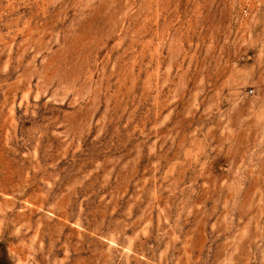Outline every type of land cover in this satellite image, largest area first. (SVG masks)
I'll return each mask as SVG.
<instances>
[{"label":"rangeland","instance_id":"rangeland-1","mask_svg":"<svg viewBox=\"0 0 264 264\" xmlns=\"http://www.w3.org/2000/svg\"><path fill=\"white\" fill-rule=\"evenodd\" d=\"M0 264H264V0H0Z\"/></svg>","mask_w":264,"mask_h":264}]
</instances>
